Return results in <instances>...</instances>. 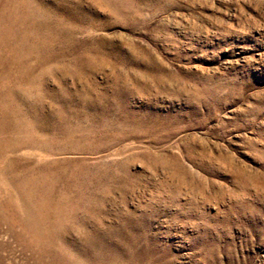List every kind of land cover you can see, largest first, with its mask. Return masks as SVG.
<instances>
[{"label": "rangeland", "instance_id": "obj_1", "mask_svg": "<svg viewBox=\"0 0 264 264\" xmlns=\"http://www.w3.org/2000/svg\"><path fill=\"white\" fill-rule=\"evenodd\" d=\"M0 264H264V0H0Z\"/></svg>", "mask_w": 264, "mask_h": 264}]
</instances>
